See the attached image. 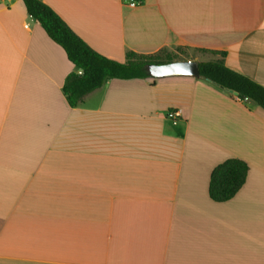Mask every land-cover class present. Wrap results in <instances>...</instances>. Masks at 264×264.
<instances>
[{
  "label": "crops",
  "instance_id": "crops-1",
  "mask_svg": "<svg viewBox=\"0 0 264 264\" xmlns=\"http://www.w3.org/2000/svg\"><path fill=\"white\" fill-rule=\"evenodd\" d=\"M42 1L109 58L221 51L264 86V0ZM73 71L23 0H0V264H264V109L202 76L111 78L71 106ZM229 158L248 175L218 202Z\"/></svg>",
  "mask_w": 264,
  "mask_h": 264
},
{
  "label": "trees",
  "instance_id": "trees-1",
  "mask_svg": "<svg viewBox=\"0 0 264 264\" xmlns=\"http://www.w3.org/2000/svg\"><path fill=\"white\" fill-rule=\"evenodd\" d=\"M27 12L40 22L48 36L63 47L68 59L80 71L69 73L62 90L71 106L77 105L90 92L98 89L111 78L131 79L151 77L148 64H163L179 58L175 50L161 48L157 52L142 54L129 51L125 61L104 56L84 41L66 21L42 0H23ZM182 51V48H178ZM219 55L207 61H199L200 74L223 88L238 92L241 100L252 98L264 109V86L250 77L232 69L225 63V52L200 49ZM249 165L239 158H229L219 163L211 172L209 195L218 202L227 201L245 184Z\"/></svg>",
  "mask_w": 264,
  "mask_h": 264
},
{
  "label": "water",
  "instance_id": "water-1",
  "mask_svg": "<svg viewBox=\"0 0 264 264\" xmlns=\"http://www.w3.org/2000/svg\"><path fill=\"white\" fill-rule=\"evenodd\" d=\"M146 68L150 76L155 78H164L169 76H190L199 78L201 76L199 63L196 60H176L163 64H148ZM227 90L236 96L238 95L236 90ZM245 100L251 104L256 103L249 97Z\"/></svg>",
  "mask_w": 264,
  "mask_h": 264
},
{
  "label": "rangeland",
  "instance_id": "rangeland-1",
  "mask_svg": "<svg viewBox=\"0 0 264 264\" xmlns=\"http://www.w3.org/2000/svg\"><path fill=\"white\" fill-rule=\"evenodd\" d=\"M176 52L178 53V56L179 58H186V57H189L191 55H196V51H193V50H186V52L184 51H180V50H176Z\"/></svg>",
  "mask_w": 264,
  "mask_h": 264
},
{
  "label": "built area",
  "instance_id": "built-area-1",
  "mask_svg": "<svg viewBox=\"0 0 264 264\" xmlns=\"http://www.w3.org/2000/svg\"><path fill=\"white\" fill-rule=\"evenodd\" d=\"M140 3V1H138V0H131L130 2H129V4L131 5V6H136L137 4H139ZM168 115L170 116V117H177L178 115H179V112L178 111H175V112H169L168 113Z\"/></svg>",
  "mask_w": 264,
  "mask_h": 264
}]
</instances>
